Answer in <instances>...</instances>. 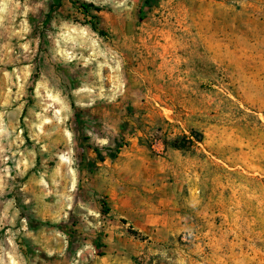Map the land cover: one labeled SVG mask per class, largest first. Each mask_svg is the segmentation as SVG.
Returning a JSON list of instances; mask_svg holds the SVG:
<instances>
[{"label":"rangeland","instance_id":"obj_1","mask_svg":"<svg viewBox=\"0 0 264 264\" xmlns=\"http://www.w3.org/2000/svg\"><path fill=\"white\" fill-rule=\"evenodd\" d=\"M0 264H264V0H0Z\"/></svg>","mask_w":264,"mask_h":264},{"label":"trees","instance_id":"obj_2","mask_svg":"<svg viewBox=\"0 0 264 264\" xmlns=\"http://www.w3.org/2000/svg\"><path fill=\"white\" fill-rule=\"evenodd\" d=\"M81 8L85 11L88 12V9L90 8V5L88 4H82ZM50 18V16H48V19ZM103 34V33H102ZM193 136H195L196 138H201V135H198L197 133L193 132ZM199 136V137H198ZM190 139L187 136L184 137H179L177 139H174L173 141H171L169 143V146L175 150H187L188 146L186 145V143L189 141ZM200 141V139H196V141Z\"/></svg>","mask_w":264,"mask_h":264}]
</instances>
